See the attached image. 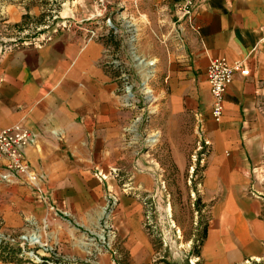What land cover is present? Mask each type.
Returning <instances> with one entry per match:
<instances>
[{"label": "crops", "instance_id": "1", "mask_svg": "<svg viewBox=\"0 0 264 264\" xmlns=\"http://www.w3.org/2000/svg\"><path fill=\"white\" fill-rule=\"evenodd\" d=\"M86 1L79 20L91 18L88 25L101 30L103 18L119 20L113 13L125 0ZM179 1L146 0L154 10L151 23L167 42L151 59L156 115L143 136L156 139L164 172L187 179L207 211L198 263L264 264V217L252 196L262 188L251 174L264 161V0H199L193 28L176 22ZM86 36L60 30L0 56V129L20 126L32 134L24 156L49 197L48 205L38 202L20 181L0 186L2 228L8 234L40 232L45 222L65 255L83 259L110 190L118 200L110 219L123 258L150 264L155 251L140 198L154 188L149 161L140 157L147 145L140 144V127H133L134 106L110 60L108 39ZM216 58L249 71L234 75L218 121L206 77ZM199 132L209 143L203 150ZM125 178L130 190L122 187ZM96 259L112 264L107 253Z\"/></svg>", "mask_w": 264, "mask_h": 264}, {"label": "rangeland", "instance_id": "2", "mask_svg": "<svg viewBox=\"0 0 264 264\" xmlns=\"http://www.w3.org/2000/svg\"><path fill=\"white\" fill-rule=\"evenodd\" d=\"M86 3V0H0V43L11 41L19 44L28 41L35 42L43 35L51 36L54 32L60 31L64 20L67 21L68 27L64 28L65 30L75 27L81 28L82 26L94 27V24L88 25L93 20H82L83 22L79 23L80 16L86 11ZM153 11L146 4V0H125L119 8L118 14L113 13L114 16L119 15V20H110V23H107V18H103V29L108 31L106 38L108 39L109 55L114 69L125 82L126 89L131 87L129 92L133 95L130 97L134 106L133 127H140L142 135L140 144L142 146L147 145V147H142L140 157L142 156L149 161L146 166L150 167L155 177L153 190L149 194L140 196L144 204L145 229L155 251L150 264H199L195 256L202 238L207 211L204 209V205L199 202L196 194L191 193L187 179L183 180L171 171L169 173L164 172L165 164L162 162L163 158L159 156L160 150L156 141L149 142L148 136H143L150 133L147 129L155 123L156 109L153 93L155 76L148 82L153 97L150 101L142 91L144 76L135 67L128 43L134 36L136 54L145 60L155 58L160 50H164L167 36H162L159 31L157 32L156 24L151 23L154 16ZM108 24H112L117 30ZM146 139L147 143H145ZM124 182L127 183V178L124 179ZM100 229L101 221H99L98 230H95L94 235L89 236L87 240L96 238L97 234L101 233ZM38 230L40 232L37 233L41 235L42 242L49 248L47 253L42 249L39 250L40 253L45 254L42 260L99 264L96 259L97 256L100 253H107L112 263L110 252L101 246H99V251L96 250L97 253L93 252L94 246L90 244L86 247L87 250L86 253L84 252L83 259L65 255L60 250L61 242L55 230L53 231L45 222L40 225ZM29 233H36V231ZM26 234L28 233H6L2 228L0 217L1 261H8L5 258H8L9 253H11L14 259L24 263H33L29 251L38 250L29 246L28 248L25 247L23 252L17 245L21 242V236ZM38 238L40 239V236ZM9 239H14L16 243H10ZM96 240L98 245H101L99 239L96 238ZM64 244L68 245L66 242ZM117 245L119 248L118 237L116 238V247ZM3 247L12 251L8 252L9 250ZM19 253L22 254V257L19 256ZM120 264H127L125 256L121 259Z\"/></svg>", "mask_w": 264, "mask_h": 264}, {"label": "built area", "instance_id": "3", "mask_svg": "<svg viewBox=\"0 0 264 264\" xmlns=\"http://www.w3.org/2000/svg\"><path fill=\"white\" fill-rule=\"evenodd\" d=\"M198 1L199 0H180L176 4L174 9L176 22H185L189 27L193 28V13L198 5ZM83 21H91V18ZM83 21H80L79 23ZM106 22L110 23V19L107 18ZM66 27L67 21L64 20L61 24L60 30H65L64 28ZM74 29L85 31L87 40L104 38L108 33V31L104 30L103 28H101V30H98L97 26L90 28L82 26L81 28L75 27ZM49 38L50 35H43L39 40H35V42H45L49 40ZM21 45L22 44L16 43L15 41H11L9 43H0V56L8 51L18 49ZM236 73L242 76H247L249 71L240 62L229 64L224 58L212 59L208 65L206 77L209 84L210 95L212 97L211 114L215 121H218L222 115L224 94L228 86L232 83L233 77ZM126 88L127 87H125V94H127ZM131 99L129 100L131 101ZM33 141L34 138L32 134L28 130L20 126L0 129V186L10 185L15 181L23 182L32 188L35 198L38 202L48 205L49 197L42 186V177L33 169H31L24 156L25 148L28 145H31ZM208 145L209 143L203 138V133L199 132L198 149L203 150V147H206ZM116 173L117 172L115 171L114 175H116ZM251 174L252 176H254L256 182L262 188L261 191H253L252 196L260 200L262 215L264 217V161L259 167L252 168ZM99 176L103 181L107 179L106 175L99 174ZM122 187L125 190L131 189L125 186V182ZM111 193L112 192L108 190L109 204L102 212L100 236L98 234L96 236V238L99 239V243L101 245H98L96 238H90L86 240V242L87 245L90 244L94 246L93 252H96V250L99 251V246L106 249L108 252H110L112 264H120L123 256H121L120 254L121 252L118 248V245L116 247V229L112 225L110 220L111 209L113 208V206H115L118 200L117 197L115 195H111ZM49 209L53 211L54 207L50 206ZM35 236H40L39 241L41 243L39 241L31 243V239ZM8 241L12 244L16 243L14 239H9ZM17 245H19L23 252L25 251V247L28 248L29 246H31L35 250H38L29 251L31 262H33L32 264H79L76 261H74V263H65L61 261L49 262L48 259L42 260V257L45 256V254L40 253L41 251L39 250L42 249L47 253L49 252V248L42 242L41 235H39L37 232L28 233L24 236H21V242ZM21 255L22 254L19 253L20 257H22Z\"/></svg>", "mask_w": 264, "mask_h": 264}, {"label": "bare ground", "instance_id": "4", "mask_svg": "<svg viewBox=\"0 0 264 264\" xmlns=\"http://www.w3.org/2000/svg\"><path fill=\"white\" fill-rule=\"evenodd\" d=\"M134 42H135V39H133V38L129 40V43H128V45H129V52H130V54H131V56H132V58L134 60L135 67L144 76V82L142 84L143 85L142 91L146 95V97L150 100V99H152V94H151V90L148 87V82H149L151 76L153 75V65H154V62L151 61V60L142 59L140 56H137L136 51H135V48H134ZM129 90L130 89L128 88L127 91L129 92ZM129 95L132 96L130 93H129ZM155 141H156L155 138L154 139H150L149 138V142H152L153 143ZM169 210L171 211V209H169ZM99 236H100V234H99ZM36 241H39V238L38 237H33L31 239V243H34Z\"/></svg>", "mask_w": 264, "mask_h": 264}, {"label": "trees", "instance_id": "5", "mask_svg": "<svg viewBox=\"0 0 264 264\" xmlns=\"http://www.w3.org/2000/svg\"><path fill=\"white\" fill-rule=\"evenodd\" d=\"M4 249H6L7 247H3ZM8 250H9V248H7ZM4 251V250H3ZM10 251H12V250H9L8 252H10ZM15 255V254H14ZM12 257H14V256H12V254L11 253H9V257L8 258H5V259H7V260H9V261H12V260H17L16 258L14 259V258H12Z\"/></svg>", "mask_w": 264, "mask_h": 264}]
</instances>
